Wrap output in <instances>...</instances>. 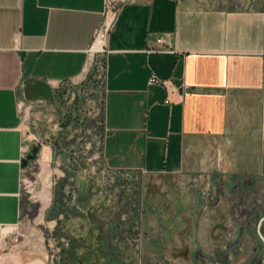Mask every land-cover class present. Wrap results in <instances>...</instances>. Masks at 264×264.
<instances>
[{
  "label": "crops",
  "instance_id": "1",
  "mask_svg": "<svg viewBox=\"0 0 264 264\" xmlns=\"http://www.w3.org/2000/svg\"><path fill=\"white\" fill-rule=\"evenodd\" d=\"M104 2L0 0V264H49L51 237L71 264H91L75 253L81 233L60 234L50 213L75 122L61 88L88 71ZM103 58L107 168L264 173V0H124ZM30 203L53 229L22 233ZM211 230L195 234L207 251Z\"/></svg>",
  "mask_w": 264,
  "mask_h": 264
},
{
  "label": "rangeland",
  "instance_id": "2",
  "mask_svg": "<svg viewBox=\"0 0 264 264\" xmlns=\"http://www.w3.org/2000/svg\"><path fill=\"white\" fill-rule=\"evenodd\" d=\"M123 1L111 0L113 10ZM88 62L81 82L70 81L61 88L64 111L71 110L75 122L64 131L69 140L64 137L67 144L59 158L64 170L57 180L63 193L56 198L63 206L59 233H81L74 243L80 261L264 264V173L183 170L150 174L107 168L101 155L103 54L95 52ZM34 176L26 179L32 194L36 190ZM37 209L32 203L24 206L18 226L22 233L54 228L51 221L38 219ZM202 215L208 218L204 225ZM203 226L211 227V241L217 246L209 251L195 236ZM29 239L39 241L36 236ZM91 243H95L92 253L87 251ZM46 244L49 264H71L73 256L67 250L61 252L52 237Z\"/></svg>",
  "mask_w": 264,
  "mask_h": 264
},
{
  "label": "built area",
  "instance_id": "3",
  "mask_svg": "<svg viewBox=\"0 0 264 264\" xmlns=\"http://www.w3.org/2000/svg\"><path fill=\"white\" fill-rule=\"evenodd\" d=\"M112 2L111 0H105L104 2V11H103V17L97 26V29L94 33L92 43L90 47L87 50V58L91 59L92 55L95 52H100L102 54H105L107 52V40L109 38V35L111 31L114 28L115 20L117 17L118 9H114L111 6ZM157 42H160L161 39H157ZM94 45H98L97 49H93ZM150 51H154L155 49L149 48ZM164 51V50H160ZM105 75L103 76V83H104ZM160 82L165 83L162 79L156 77V75H152L149 79V82Z\"/></svg>",
  "mask_w": 264,
  "mask_h": 264
},
{
  "label": "trees",
  "instance_id": "4",
  "mask_svg": "<svg viewBox=\"0 0 264 264\" xmlns=\"http://www.w3.org/2000/svg\"><path fill=\"white\" fill-rule=\"evenodd\" d=\"M61 193H63L62 184L56 183L55 189H54L53 204L51 205V214L54 217H57L59 214L63 213V206L59 205L56 199L60 196Z\"/></svg>",
  "mask_w": 264,
  "mask_h": 264
},
{
  "label": "bare ground",
  "instance_id": "5",
  "mask_svg": "<svg viewBox=\"0 0 264 264\" xmlns=\"http://www.w3.org/2000/svg\"><path fill=\"white\" fill-rule=\"evenodd\" d=\"M97 48H98V45H94V46H93V49H97Z\"/></svg>",
  "mask_w": 264,
  "mask_h": 264
}]
</instances>
